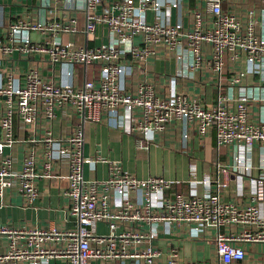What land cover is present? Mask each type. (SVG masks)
<instances>
[{"label":"built area","instance_id":"built-area-1","mask_svg":"<svg viewBox=\"0 0 264 264\" xmlns=\"http://www.w3.org/2000/svg\"><path fill=\"white\" fill-rule=\"evenodd\" d=\"M182 5L183 0H40L43 18H20L9 24L7 33L13 44L26 53L47 55L50 63L60 65L64 77L47 79L33 65L25 72L24 85L0 84V95L5 96L7 103L0 121V195L16 182L25 202H33L37 196L36 180L57 176L50 170L51 162L65 156L69 172L64 193L76 226L59 229L54 225L14 227L0 223V235L7 238L0 264L21 260L52 264L50 259L57 257L67 264H109L127 258L135 260L134 264H154L159 251L152 240L157 237L158 226L167 232H171V226H186L192 238L212 231L217 264L242 260L245 250L241 242L264 243V153L259 158L260 173L249 177L251 191L262 208L252 203L224 201L220 188L227 183L218 179L220 174L227 176L239 171L249 176L251 165L243 161L242 152L255 144H264V120L255 123L250 107L255 101L264 105V8L258 17L250 10L242 18L224 9L222 0H196L190 10L189 25H183L181 20L171 23L167 17L169 10ZM148 12L154 14L152 20L147 17ZM78 13L84 18L81 30ZM99 27L106 33L105 42L87 46L66 39L82 31L88 39L95 40ZM30 31L41 34L42 41L30 40ZM208 44L209 58L203 51ZM2 48L11 49L0 40ZM161 51L175 54L191 68L204 67L218 76L226 55L233 67L231 83L239 85L235 110L224 104L231 98L225 94H218L213 106L176 91L160 97L145 78L134 91L127 90L128 63L142 67ZM75 64L96 65L99 74L76 84L67 80L74 76L71 67ZM253 74L262 82L259 93L246 84V78ZM64 106L93 122L122 111V128L134 133L137 145L146 149L153 136L172 120L188 121L199 134L212 128L218 145L236 147V164L218 166L216 189L200 194L191 189L189 194L166 195L179 180L160 175L138 178L115 163L109 164L106 178L89 179L83 176L82 166L94 164L99 158L83 156L82 131L76 128L64 140L47 132L42 172L36 168L34 150L25 154L21 168H13L10 157L2 155V150L17 141L13 135L14 114L33 125L40 117L51 122L56 110ZM100 221L107 223V233L96 231ZM59 241H63L60 247L56 245ZM166 264L202 263L180 262L172 250Z\"/></svg>","mask_w":264,"mask_h":264},{"label":"crops","instance_id":"crops-1","mask_svg":"<svg viewBox=\"0 0 264 264\" xmlns=\"http://www.w3.org/2000/svg\"><path fill=\"white\" fill-rule=\"evenodd\" d=\"M196 0H183L180 8H171L168 12V20L171 23L181 20L183 25H189L190 10L195 7ZM222 7L234 11L242 18H246L248 11L253 10L258 17L260 10L264 8L262 0H222ZM78 26L83 29L84 18L78 13ZM41 19L44 17L40 0H0V40L5 46L11 47L9 51L0 49V84L12 82L15 86L25 83V72L30 66H37L40 74L45 78L60 80L64 77L59 70V64L50 63L47 55L40 56L35 53H26L9 40L7 28L10 23L20 18ZM147 17L152 20L154 14L148 12ZM30 40L42 41V35L36 31L28 33ZM67 40H73L79 45H96L107 40L105 31L101 27L97 29V38L88 39L80 31L72 36H66ZM139 42V37H136ZM206 57H211V46L203 48ZM224 64L220 75L204 67L191 68L184 61L179 60L175 54L161 51L156 57L149 58L142 67L136 63H128V75L126 77V89L134 91L142 79H146L153 85L155 93L164 97L172 91L184 93L190 98L213 106L216 104L218 94L231 96L224 102L232 110H235V98L238 95V83H231L232 65L223 56ZM237 68V65H234ZM72 80L81 84L86 79L96 78L99 74L96 65H72ZM247 86L252 91L260 92L262 82L257 74L246 78ZM253 121L255 123L264 120V105L260 101L251 104ZM7 108L6 98L0 95V121ZM123 112L105 116L100 122L83 119L80 114L67 106L56 110V116L47 122L40 117L35 124H27L14 114L13 135L17 139L13 144L4 146L2 155H8L12 167H22L25 154L29 150L36 152L37 170L43 171L42 156L47 145L45 137L50 132L51 137L65 139L76 128L82 131V154L84 157L99 158L94 164L84 163L83 176L89 179H103L109 173V164L115 163L122 170L134 174L138 178L160 175L169 179H177L178 183L169 188L165 194L174 192L189 194L190 190L200 194L204 191L216 189L218 166L232 167L236 164L234 154L236 147L232 145H218L215 132L211 128L206 134H199L197 129L185 120H172L168 122L161 133L153 136L149 147L140 148L136 142V135L122 128ZM2 131L0 126V139ZM34 139V140H31ZM56 145V144H55ZM57 155L56 151L53 150ZM264 153V144L258 143L246 148L242 152V159L251 165L250 175L243 171L219 175V181L225 180L227 185L220 188V194L224 201L235 202L238 205L247 203L257 204L263 207L252 191L249 177L260 173L259 158ZM50 170L57 176H41L36 180L37 196L31 203H26L19 191L18 184L13 182L10 187L4 189L0 195V223L14 227L49 226L54 225L59 229H69L76 226V221L68 212V197L64 191L67 188V174L69 172V160L65 156L55 157L51 162ZM203 180H205L203 182ZM195 181V182H193ZM142 228H147L143 225ZM98 233H107L106 222L96 224ZM204 236L192 238L186 226H171V232H167L163 226L157 227V237L152 244L159 251L154 264H166L172 250L177 253V259L183 261H197L202 264H217L214 251L213 232L207 231ZM57 246H62L59 241ZM241 246L245 250L242 260L233 264H264V243L244 241ZM7 249L6 236L0 235V254ZM52 264H67L61 257L51 258ZM135 260L127 258L116 260L109 264H134ZM7 264H30L25 260L8 262ZM90 264H98L96 261ZM108 264V263H107Z\"/></svg>","mask_w":264,"mask_h":264}]
</instances>
